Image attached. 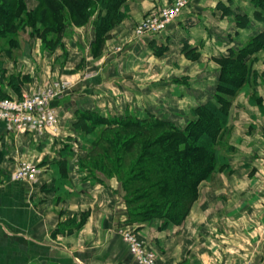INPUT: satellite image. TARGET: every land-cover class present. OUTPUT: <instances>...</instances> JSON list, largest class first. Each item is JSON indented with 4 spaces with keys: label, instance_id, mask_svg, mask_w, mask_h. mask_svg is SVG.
<instances>
[{
    "label": "crops",
    "instance_id": "0c3cea01",
    "mask_svg": "<svg viewBox=\"0 0 264 264\" xmlns=\"http://www.w3.org/2000/svg\"><path fill=\"white\" fill-rule=\"evenodd\" d=\"M232 1L190 0L177 22L182 32L161 35L178 52L187 42L203 59L215 63L234 52L242 56L244 66H238L241 77L234 83L241 91L227 105L229 139L236 147L230 162L233 175L221 172L201 183L199 198L183 224L163 225L154 219L137 225L138 234L155 251L157 264H264V37L259 23L250 21L248 0ZM161 5V0H130L128 7L132 19L139 20ZM235 5L249 9L250 17L245 27L230 35L225 25L233 26L234 21L230 16L221 20L217 9ZM31 58L33 54L21 58L16 66L1 61V96L19 98L47 79L50 66H39ZM114 65L111 61L99 68L88 86L65 98L96 105L101 96L122 97L127 104V86L117 85L120 76ZM62 69L65 75L72 68ZM125 73L127 79V69ZM212 85L209 80L193 87L207 90ZM195 102L188 99L189 105ZM63 106L57 110L69 121L73 111L66 114ZM60 142L45 133L16 132L0 122V264H134L115 231L126 217L115 211L120 194L91 178L84 180L77 170V148H58ZM20 161L40 170L37 183L11 179Z\"/></svg>",
    "mask_w": 264,
    "mask_h": 264
},
{
    "label": "rangeland",
    "instance_id": "374dc122",
    "mask_svg": "<svg viewBox=\"0 0 264 264\" xmlns=\"http://www.w3.org/2000/svg\"><path fill=\"white\" fill-rule=\"evenodd\" d=\"M61 1L64 9H69L65 4L66 0ZM129 1H112L111 5L118 7L116 12H120V17L113 16L115 18L113 22L112 17L104 18L108 15L104 7L95 5L90 21L84 22L83 19H76L70 15L54 23L51 15H48L46 8L43 7L42 0H0V3L12 4L10 10L0 9V65L4 61L7 65L16 66L21 58L33 54L34 59H31L35 64L50 66V75L43 80L42 85L37 81L32 89L22 94L28 92L35 94L65 92V94L56 97L50 104L56 117L54 125L29 131L45 133L52 140H60L58 148H77V170L83 173L84 180L91 178L98 185L108 187L120 194L115 211L123 213L126 217L115 231L127 245L130 256L132 257L130 247L125 241L127 234L140 242L147 253L154 254L157 264L155 251L138 234L137 225L143 226L154 219L160 220L163 225L183 224L191 207L199 198L201 183L210 181L212 176L216 177L221 172L233 175L234 170L230 167V162L234 158L236 147L229 139L232 133L227 126L228 115L221 130L214 137L211 149L202 151L211 161H208L209 163L206 161V165H200L199 168L202 171L209 167L213 169L208 172L206 178L198 181L194 186L195 196L190 195V192H193V178L203 175L202 171L197 169L188 171L191 176L188 175L182 183L187 187L181 194L176 195L174 198L176 202L171 208L169 202L164 200L168 189L163 190L164 188L158 183L155 185L160 171L154 172L152 169L162 166L159 160L179 159L175 154L177 151L186 156L184 160L189 158L188 161L192 164L196 161L195 158H199L202 153L186 151V148L193 144L191 133L197 130L192 122L200 121V127L203 129L205 117L198 107L207 104L206 98L215 103L219 94L224 96L222 102L231 105V99L241 90L232 85L230 80L237 77L240 79L241 74L236 71L231 61L218 60L214 63L209 59H203L200 54L194 53L195 49L191 50L187 42H182L180 48L182 52H178L175 50L177 48L175 44L165 43L164 39L162 40L163 34L168 31L182 32L177 22L187 10L190 0H161L160 7L153 6V9L139 20L132 19L128 7ZM153 1L157 2V0ZM178 2L183 4L180 15L162 33L141 35V25L154 17L161 16L165 10ZM222 2L233 1L218 0V4ZM247 2L252 12L250 21L259 23L257 29L262 28L259 32L264 33V0ZM250 10L235 5L233 9L218 8L217 12L221 20L227 16L232 17L233 26L225 25V27L227 30L231 28L230 35H234L249 22ZM9 13L13 16L10 21L7 19ZM76 21L81 25H77ZM151 39L156 41L150 42ZM161 41L165 45H162ZM166 47L168 50H164ZM35 51L37 52L34 53ZM111 61L115 62V72L117 71L120 76L117 85L121 88L127 86L125 87L127 104L122 97L109 100L107 96H101L102 101L96 105L87 102L78 105L75 101L65 98L76 88L88 86L89 82L99 75V68ZM63 66L72 69L64 75ZM243 66L241 65L242 69ZM126 69L127 79L124 78ZM233 70L235 72L232 74L228 73ZM75 74H78L76 80H74ZM126 80L127 82L123 83ZM209 80H212L214 85L207 90L193 87ZM221 83L235 86L236 89L231 93H225L219 89ZM175 85L179 88L172 90V86ZM128 94H132V97ZM134 96L137 98L134 99ZM192 98L196 101L195 105L188 104V99ZM63 104L66 114L73 111V118L69 121H66L67 116L57 110V106ZM159 122L165 125H158ZM6 126L9 127L7 124ZM66 128L69 131L64 133ZM180 133H188L189 137H183ZM39 175L40 170L36 181L24 182L35 184L39 180ZM11 179L21 182L12 177ZM171 187V193L179 191L177 184ZM178 198H181V202H177ZM166 212L170 216L164 214ZM139 213L144 214V217L137 216ZM132 259L136 264L133 257Z\"/></svg>",
    "mask_w": 264,
    "mask_h": 264
},
{
    "label": "trees",
    "instance_id": "16d2710c",
    "mask_svg": "<svg viewBox=\"0 0 264 264\" xmlns=\"http://www.w3.org/2000/svg\"><path fill=\"white\" fill-rule=\"evenodd\" d=\"M7 1V0H6ZM17 1V0H15ZM43 2V7L46 8L48 15H51L53 22L55 23L56 20L61 19V18H67L70 15H73L74 18L76 19H83L84 22L85 21H90L92 19L91 16L93 14V7L95 5H99V7H104L107 11H108V15L104 16V18H111L110 20L113 22V20L115 19L114 17H120V12H116L118 11V7H116V5H111L113 0H66V3L69 6V9L65 10L64 8V4L61 0H42ZM123 1V0H120ZM14 3V2H13ZM12 8V4L11 3H0V9H2L3 11L10 10ZM5 14V13H4ZM114 16V17H113ZM13 16L12 14H8V20H12ZM7 20V21H8ZM77 25H81L79 23V21H76ZM93 23V22H91ZM261 37H264V33H262ZM221 61H231L234 64V68L239 70L238 66L241 67L240 65L242 64V56H238L234 53V52H230L229 58H221ZM226 69V68H225ZM233 72H235L234 70L231 72L229 71L228 73L232 74ZM238 80V78L230 80L232 85H235L234 83ZM237 86V85H235ZM235 86H231V85H223L221 83L219 89L220 91H223L225 93H231L234 89H236ZM234 87V88H233ZM224 98L223 94H219L216 98L215 103H207L203 106H199L198 109L201 110V112L203 113V116L205 118H203V129L200 127L201 126V122L198 120H195L192 122V124H194L195 132L191 133V137L193 139V144L189 145L186 148V151L188 152H199L202 153V151L207 150V149H211L213 142H214V137L216 136V134L219 133V131L221 130L224 122H225V117L227 116V103L225 101L222 102V99ZM222 104H221V103ZM206 122V123H205ZM158 125H165L164 123L159 122ZM173 128V127H172ZM175 129V128H173ZM176 131V130H175ZM181 136L183 137H189L188 133H180ZM167 135H170L167 133ZM179 135V134H178ZM199 139V140H196ZM182 152V151H181ZM175 154H177V158L179 156V159H175V160H171V159H164L162 161L159 160V162H162V166H157L155 168L152 169V171L154 172H158L160 171V173L158 174V179H156V183L155 185L158 183V185H160L162 188H164L163 190H165L166 188L167 190V194H165L164 196V200L167 202H169V206L172 208L171 205L174 206V203L176 202V200H174V198L176 197V195L178 193L181 194V192L187 187L186 185L182 184L188 177V175L191 176V174H188L189 170H193V169H197L202 171L201 168H199L200 165H206V161H211L209 160L208 156L206 154H201L199 156V158H195L194 160H196L195 162H190L188 160H184L186 158V156H183L182 154H180V151H177ZM183 158V159H181ZM141 160V157H140ZM139 160V161H140ZM145 159H143L144 161ZM180 160H183L182 162ZM188 162V163H187ZM209 163V162H208ZM215 163V162H214ZM211 164V163H210ZM194 165V166H193ZM214 166V164H213ZM213 168H204L202 173L203 175H200V177H196L195 179L193 178V182H192V186H193V192H190V195L195 196V190H194V186L197 185L198 181H201L202 179L207 177V174L209 171H211ZM196 175V174H195ZM177 184L179 191H176L175 193H171V185ZM169 186V187H168ZM157 187V186H156ZM177 189V188H176ZM181 189V190H180ZM162 190V189H161ZM170 192V194L168 193ZM174 194V195H172ZM180 200V201H179ZM173 201L171 204L170 202ZM165 202V203H166ZM167 202V203H168ZM177 202H181V198H178ZM154 203H156V200H154ZM178 208V207H177ZM179 209V208H178ZM152 214V213H151ZM167 216L169 215V213H164ZM136 215V214H135ZM180 215V214H179ZM182 215V214H181ZM137 216H139L140 218L144 217V214L139 213L137 214ZM170 216V215H169Z\"/></svg>",
    "mask_w": 264,
    "mask_h": 264
},
{
    "label": "built area",
    "instance_id": "2783aa9c",
    "mask_svg": "<svg viewBox=\"0 0 264 264\" xmlns=\"http://www.w3.org/2000/svg\"><path fill=\"white\" fill-rule=\"evenodd\" d=\"M182 3H177L161 16L154 17L140 26L141 35H155L162 33L166 27L175 20L181 12ZM1 86V71H0ZM65 92L50 93H24L18 99L4 98L0 95V122L7 124L11 129L19 133H25L33 129H42L55 123V114L50 108L51 102ZM39 170L31 162L21 161L12 172V178L21 181H36ZM129 244L130 253L136 264H156L155 256L147 253L144 247L129 234L125 236Z\"/></svg>",
    "mask_w": 264,
    "mask_h": 264
}]
</instances>
